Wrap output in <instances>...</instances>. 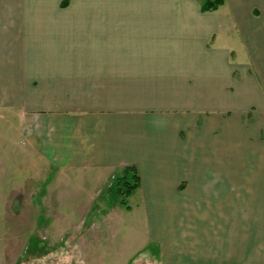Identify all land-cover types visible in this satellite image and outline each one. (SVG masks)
<instances>
[{
	"label": "crops",
	"instance_id": "0c3cea01",
	"mask_svg": "<svg viewBox=\"0 0 264 264\" xmlns=\"http://www.w3.org/2000/svg\"><path fill=\"white\" fill-rule=\"evenodd\" d=\"M201 3L0 0V118L17 133L3 142L62 188L99 192L96 206L133 165L150 238L176 203V224L248 240L228 264H264L263 219L238 230L234 197H220L264 154V0Z\"/></svg>",
	"mask_w": 264,
	"mask_h": 264
},
{
	"label": "rangeland",
	"instance_id": "374dc122",
	"mask_svg": "<svg viewBox=\"0 0 264 264\" xmlns=\"http://www.w3.org/2000/svg\"><path fill=\"white\" fill-rule=\"evenodd\" d=\"M260 86H264L262 80ZM3 118H0V264H228L232 261L228 254L239 251L248 241L235 236V230L222 236L218 232L207 233L206 227L211 226L209 219L198 227L194 221L188 225L186 217L176 224L180 218V212L177 216L174 213L176 203L169 204L173 209L169 213L163 202L153 216L150 238L141 191L128 198L130 209L121 205L115 194L108 200V206H96L95 203L102 204L96 198L99 192L68 189L72 186L66 184L62 188L54 181L57 175L53 177L44 162L37 165L30 150L21 149L19 143L3 142L4 135L13 138L17 134L16 128L5 126ZM246 162L250 170L237 175L234 190L222 187L220 195L225 199L229 195L234 197L237 211L234 217L244 221L237 224L242 232L245 221L248 226H256L263 219L264 227V154H251ZM192 194L199 195L196 191ZM211 221L212 226H217L213 218ZM164 230L168 236L163 234ZM171 242L176 249L171 246L165 249Z\"/></svg>",
	"mask_w": 264,
	"mask_h": 264
},
{
	"label": "trees",
	"instance_id": "16d2710c",
	"mask_svg": "<svg viewBox=\"0 0 264 264\" xmlns=\"http://www.w3.org/2000/svg\"><path fill=\"white\" fill-rule=\"evenodd\" d=\"M224 0H202L201 11H212L222 5ZM140 178L137 169L133 165L123 166L115 175L112 188L118 201L126 209L130 208L128 198L138 189Z\"/></svg>",
	"mask_w": 264,
	"mask_h": 264
}]
</instances>
